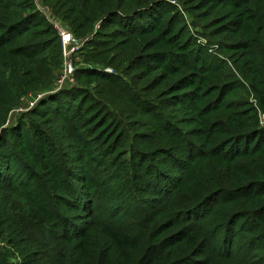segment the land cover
I'll use <instances>...</instances> for the list:
<instances>
[{"label":"trees","instance_id":"obj_1","mask_svg":"<svg viewBox=\"0 0 264 264\" xmlns=\"http://www.w3.org/2000/svg\"><path fill=\"white\" fill-rule=\"evenodd\" d=\"M176 3L50 0L90 37L86 82L29 85L16 101L45 96L3 129L11 73L62 60L31 0H0V264H264V0Z\"/></svg>","mask_w":264,"mask_h":264},{"label":"rangeland","instance_id":"obj_2","mask_svg":"<svg viewBox=\"0 0 264 264\" xmlns=\"http://www.w3.org/2000/svg\"><path fill=\"white\" fill-rule=\"evenodd\" d=\"M158 1L166 2V3L167 2L172 3V5H176L179 8V10L181 12H183V10L181 9L180 5L178 3H176L177 0H158ZM31 3H32V6L34 7L33 11L38 15L37 20H33L34 23H37V25H39V27H37V28H43V27H46V25L50 24L55 29L56 28H60V27L65 29L68 32V34L70 35V37H71V42L69 44L71 46V48L65 49V47H67V46L63 47V41H61L60 37L58 36L59 37V41H60L59 44H60V52H61V58L60 59L62 60V62H60L59 65L51 64V62L49 61V59H51L50 57L54 56V49H51L52 46H50L48 48V50H47L48 54H49V59H46V57H44L43 59H39L40 62L42 63L41 67L43 69H41V68L35 69L36 74H35L34 78H31V79L30 78H23V77H20L16 73H11L14 78H17V79L19 78L20 79L19 83H18V80L14 81V78L12 77L11 82H10V86L6 90L3 91V94L5 95V97H7V101L10 102V100L12 99V103L16 102L18 104V107L15 108L16 110H14V112H13L14 117L16 118V120L13 121V123H12V121H11L12 118L11 119L9 118L10 121L9 120L7 121V123L3 126V129L4 128H9L11 125L16 127L19 116L21 114H23V112H25L26 109H29V108L35 106V104H37V102L42 97L45 96V95H42V96L38 97L37 95H33V93L30 91V92H28L26 94L24 99H21L20 101H16L17 94H19V93L24 94V92L26 91V89L28 88L29 85H33L37 81L44 82L53 73H55V75H56L55 77L57 79H56V81H54L55 83L53 85H54L55 88H54V91L52 93H54V92L56 93L58 91H61V89L63 90V88L66 89V87H71L80 78L83 80V82H86V79L84 78L85 77L84 75H80L78 77L77 76L75 77L73 73L71 75L68 74L67 70H68V66L71 64V62H72L71 68H74V66H73V60H74L73 56L81 48H83V46H84V48H87V42L89 41V38L86 37L87 40H85V38L77 39L78 37L76 38V36H74L72 34V31L70 29L69 24L64 22L62 20V18H58V17L55 16L56 14L53 11V8L51 7V5H49L50 4V0H31ZM162 9H164V7ZM160 14H162V13H160ZM190 14H191V12H190ZM183 18L186 21V26L188 28L187 32L194 38V40L197 41L196 44L197 45L198 44L199 45H203V46L205 45L204 49L207 50L209 48L208 49L209 52H211L210 50L215 51V47H209L208 46V45H210V43H209V41H208V39L206 37L203 38V37L199 36V34H204L206 32L201 30L199 26L197 28H194V26L192 24V21L195 24L196 23H200V21L196 20L194 17H192L193 18L192 19L186 11L184 13ZM107 24H105V26L103 27V30H101L102 33H107L108 34V33H111L114 30L115 26L113 28L111 26H107ZM97 25H96V27L94 29V32L97 31L98 29H100L99 26L97 28ZM103 40L109 41V43L112 42V40H110L109 38H103ZM103 40H102V38L99 39V41H103ZM50 42H52L51 39H50ZM91 43H92V39H91ZM109 43H108V47L107 48H109L111 45H113V44H109ZM72 47H73V49H72ZM106 54H107V56H110L111 58H114V59L117 58L116 49L115 50L107 49ZM51 60H52V62L54 61L53 59H51ZM105 66H107V65H105ZM105 70L109 71V72H106V73L111 74L112 69L108 68V69H104L103 71L105 72ZM7 77L9 78L8 79V81H9L10 80V75L7 76ZM6 83H7V81H6ZM92 86H94V85H92ZM108 92L111 93L110 91H108ZM111 94L113 95V93H111ZM19 99L20 98H18V100ZM250 102H252L253 105H256L255 101L252 98H250ZM263 114H264V112H263ZM262 123H264V121ZM0 235H1V231H0ZM7 248H8L7 241L4 239V237L0 236V261L3 259V257H2L3 255L1 256V253L2 254H6L7 252L10 251ZM18 262H19V257L16 256V257L11 259V262H8V263L9 264H18Z\"/></svg>","mask_w":264,"mask_h":264},{"label":"built area","instance_id":"obj_3","mask_svg":"<svg viewBox=\"0 0 264 264\" xmlns=\"http://www.w3.org/2000/svg\"><path fill=\"white\" fill-rule=\"evenodd\" d=\"M98 26L99 25H97V28H98ZM60 28H56V31H57L58 36L60 37L61 41H63V47L67 46V47H65V49L71 48V46L69 45L71 42L70 35L68 34V32L65 29H63V28L60 29ZM89 39H90V37H89ZM85 40H87V38H85ZM72 49H73V47H72ZM71 64H72V62H71ZM71 64L68 66V70H67V73L70 75H71L72 69H73V68H71ZM105 72H109V71L105 70ZM259 117H260L261 123H262L264 121V115H259Z\"/></svg>","mask_w":264,"mask_h":264}]
</instances>
